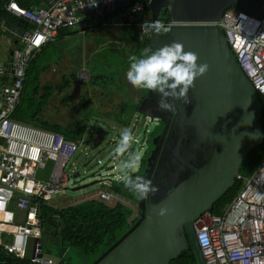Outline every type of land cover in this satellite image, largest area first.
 <instances>
[{"label":"water","instance_id":"water-1","mask_svg":"<svg viewBox=\"0 0 264 264\" xmlns=\"http://www.w3.org/2000/svg\"><path fill=\"white\" fill-rule=\"evenodd\" d=\"M148 8L153 21L165 8L173 22L168 33L152 30L151 48L182 43L185 51L198 55V64L208 65V71L189 89V104L167 98L173 111L161 109L159 94L148 90L139 108L143 119L130 130L134 134L145 129L134 138V146L114 159L121 163L140 154V166L131 174L151 180L159 191L139 200L137 222L93 264H168L188 250L190 242L199 263L206 264L195 223L233 186L249 152L264 143V121L258 94L222 30L198 23L216 22L228 8L264 22V0H149ZM7 65L13 75L15 64ZM160 123L164 125L156 134ZM125 128H119V135L107 143L113 146L111 152ZM91 133L83 145L93 142L98 147L110 136L104 126ZM105 151L101 148L97 154ZM162 207L168 209L165 216L158 214ZM48 239L55 237L46 231L42 236L45 249Z\"/></svg>","mask_w":264,"mask_h":264},{"label":"built area","instance_id":"built-area-1","mask_svg":"<svg viewBox=\"0 0 264 264\" xmlns=\"http://www.w3.org/2000/svg\"><path fill=\"white\" fill-rule=\"evenodd\" d=\"M92 3L95 0H44L40 6L26 8L15 0L7 4L10 12L33 28L17 34L23 46L13 53V82L9 86L0 85V215H7L6 218L0 217V226L13 222L9 212L12 203L17 210L27 213L29 221L17 226L9 243L4 242L5 231L0 228V246L24 258L32 239L30 260L33 264H56L42 250L40 206L47 205L49 198L68 185L66 167L77 148L73 141L65 139L59 132L12 118L20 104L26 70L34 53L52 42L62 28L84 36L100 26L120 30L136 27L147 39L152 32L150 29L142 33L144 22L153 21L151 13H147L148 2L137 0L130 4L129 0H96L94 6L90 5ZM164 24L170 26L173 22ZM198 24L214 25L222 30L264 110V22L239 9L228 8L218 21ZM7 71L0 67V74ZM47 157L52 158L50 174L47 180L42 181L34 197L20 185L22 180H30L24 166L29 163L35 168L44 167ZM235 180L241 181L242 186L222 215L208 212L195 223L197 242L206 264H264V158L250 176L238 174ZM93 195L109 205L116 201L124 203L120 195L107 186ZM237 253L239 255L234 260Z\"/></svg>","mask_w":264,"mask_h":264},{"label":"rangeland","instance_id":"rangeland-1","mask_svg":"<svg viewBox=\"0 0 264 264\" xmlns=\"http://www.w3.org/2000/svg\"><path fill=\"white\" fill-rule=\"evenodd\" d=\"M56 44H59V52L57 50L52 52L46 64L42 63L46 57L39 55L36 58V65L42 63L48 68L53 66L52 68L64 77L63 81L51 82L52 94H57L56 85H61L64 81H68L69 86L62 91L61 96L58 95L60 98L47 100L49 105L46 104L44 107V117L52 123H59L61 127L71 125L73 128H84L82 140L76 145L74 157L66 167L69 174L67 188L62 190L59 197L49 201V205L62 208L64 201H68L65 206L73 205L81 199H86V195L105 188L108 182L121 184L129 190L121 180L120 165L123 162L118 163L115 160L122 153L117 152V149L111 152L113 146H108L107 143L112 137L119 135L120 122L123 121L124 127L128 129H133L137 123L140 124L143 115L139 110H135L137 102L135 96L139 90L146 93V89L135 88L127 80L129 58L131 56L139 58L143 48L132 43L122 30L105 28L100 33L69 35ZM79 71L81 73H78ZM77 74L79 79L86 83L78 81ZM96 78H99V81ZM46 79L48 77H45ZM53 79H56V76ZM52 102L57 105L54 113L50 107ZM101 126L110 132L106 142L94 147V143L89 142L92 140L90 139L89 143L83 145L84 140L93 136L91 132ZM144 129H138L132 134L133 137L136 138ZM131 145H135L134 141ZM99 147L106 148V151L97 154L101 149ZM50 159L52 161L51 157ZM31 168L32 165L25 163L24 169L27 173H31ZM49 169L51 170L50 165L48 171ZM41 172L44 174V170ZM45 177L46 174L43 178ZM26 183L22 180L21 187ZM25 186L30 188V183ZM122 200L125 205L134 208L133 219L139 217L137 206L127 199ZM118 202L120 201L114 202L111 206ZM42 250L56 262L64 260L68 264H93L106 251L102 252L101 249L96 254L83 255L74 249H57L52 245ZM28 257H31L30 250Z\"/></svg>","mask_w":264,"mask_h":264},{"label":"trees","instance_id":"trees-1","mask_svg":"<svg viewBox=\"0 0 264 264\" xmlns=\"http://www.w3.org/2000/svg\"><path fill=\"white\" fill-rule=\"evenodd\" d=\"M6 1L0 0V36L1 24L4 20L9 22L18 29L23 26L25 30L32 29L33 26L24 20L20 19L16 15L11 17L10 21L8 17L9 13L6 11ZM18 1V2H17ZM34 0H16L20 6L26 8L31 6ZM137 0H129L130 4H133ZM149 2V0H143ZM119 9V8H118ZM12 13V12H11ZM149 13V8H147ZM13 14V13H12ZM113 15V14H112ZM110 15L109 17H111ZM108 17V18H109ZM109 21V20H108ZM159 21L162 23H169L170 18L165 8H162L159 12ZM22 26V27H21ZM99 28H112L110 26H100ZM66 29V28H64ZM124 33L128 36L132 43L144 48H151L148 39L141 34L140 29L136 27L126 28ZM71 33V32H69ZM74 34V33H72ZM41 50V48L39 49ZM36 51L30 61V64L26 70V79L22 89V96L20 104L17 107L12 118L19 122L27 123L28 125L40 127L46 130L59 132L67 140L73 141L76 145L82 140L84 128H73L71 125L65 128L61 127L59 123H52L45 119L44 107L47 104V100L52 97V87L50 83H46L43 86L40 85L39 71L40 69L36 65V58L40 54ZM39 69V70H38ZM99 81V78H96ZM69 82L64 81L61 85H56L57 94L68 88ZM264 121V110H263ZM161 127L158 128L157 133H160ZM264 158V143L260 146L252 149L246 156L244 162L241 164L239 174L243 177H248L258 167L262 159ZM115 193L122 195L127 200H131L133 203H139V199L129 189L127 190L121 184L109 183L106 184ZM125 186V184H124ZM242 182L235 180L233 186L228 189L223 197L218 200L210 210L212 215H222L227 204L231 202L234 195L241 188ZM134 208L124 203L118 202L113 206L102 202L97 197H93L90 194L88 198L79 201L78 203L71 204L67 207L52 208L49 205L43 204L41 206V221L46 225L52 227L54 233L57 232V245L64 249H74L77 252L88 255L96 254L102 249V252L112 247L118 242L137 222L138 218L133 219ZM48 228V229H49ZM187 233V232H186ZM187 237L188 233H187ZM49 242V239H48ZM52 242V241H51ZM55 244H53L54 246ZM0 264H33L28 257L20 258L14 254L9 253L3 246H0ZM58 264H68L64 260H60ZM168 264H200L196 251L194 250L191 242L188 250L182 252L180 255L171 259Z\"/></svg>","mask_w":264,"mask_h":264},{"label":"clouds","instance_id":"clouds-1","mask_svg":"<svg viewBox=\"0 0 264 264\" xmlns=\"http://www.w3.org/2000/svg\"><path fill=\"white\" fill-rule=\"evenodd\" d=\"M95 3L90 5L94 6ZM150 29L157 34H161L168 33L171 30V26H166L160 21H145L142 25V33ZM198 59L199 57L196 53L185 51L184 45L175 41L156 50L146 47L142 50L139 58L137 56L129 58L130 66L126 77L133 87L158 93V106L163 110L173 111L175 109L174 105L168 103L167 98L171 97L173 100L178 99L184 104H189V89L194 86V81L198 77L205 75L208 71V65L206 63L198 64ZM133 141L134 137L131 130L127 128L123 129L117 152H126ZM141 159L140 154L130 156L128 160L120 165V170L121 180L125 186L132 191L137 199L145 200L150 194H155L159 189L153 186L151 180L145 179L142 176L133 177L131 174L140 166ZM120 198L123 199L124 197L120 195ZM133 204L138 208L137 204ZM167 213L168 209L162 207L158 214L165 216ZM237 255L239 254L237 253L233 256L234 260L237 258Z\"/></svg>","mask_w":264,"mask_h":264},{"label":"crops","instance_id":"crops-1","mask_svg":"<svg viewBox=\"0 0 264 264\" xmlns=\"http://www.w3.org/2000/svg\"><path fill=\"white\" fill-rule=\"evenodd\" d=\"M9 1L10 0L6 1V4H5V7L6 8L5 9H6L7 13H9V15H10L8 17V19L10 21L11 17H13L15 15L12 14L9 11V9L7 8V4H8ZM43 2H44V0H34L31 3V6H40V5L43 4ZM104 29L105 28H96V29L92 30L91 33H100ZM114 29L120 30L118 28H114ZM24 30H25V27L24 26L21 29H18L17 26L11 24L10 22L8 24V20L7 21L4 20L2 22V24H1V32H2V35L0 36V67L6 68L8 70L5 74H0V85L1 86H9L13 82V75L11 73V70L12 69L7 64H12L13 63V55L12 54L14 53V50L23 46L22 41L20 40L19 35H17V34H20ZM91 33H88V34H91ZM74 34L69 33L64 28L60 29L58 31L57 37L52 42L44 45L41 48V50H39V52L36 53V54H40L42 57H46V60L42 61V63H45L46 61H48V58L49 57L51 58L50 55L52 54V52H54L56 50H57V52H59V47H58L59 44H56V43L60 39H63L66 36L74 35ZM42 63L39 64V66H38V68L40 69V71H39L40 72L39 73V80H40V83L42 84V86L44 84H46V83H50L51 84V82H59V80L60 81H63L64 80V77L61 76L56 71L55 68H52L53 66L51 68H48L47 66L42 65ZM78 73H81V72L79 71ZM55 76H56V79H53V77H55ZM45 77H48V79L45 80ZM76 78H77L78 81L80 80L79 77H78V74H77ZM80 82L86 83V82L81 81V80H80ZM147 91L148 90H146V93H141V91L139 90V92L136 94L135 98H136V101L137 102H136V109L135 110H139V108L141 106V102L143 101V99L147 95ZM61 93L62 92H59V94H55L54 93L52 95V97H50V98H52L53 100L56 99V98H60V96H61L60 94ZM58 95H60V96H58ZM57 104H58V102H57ZM47 105H49V102H48ZM50 107L53 108V113H54V109L57 108V105H55L54 102H52V105ZM43 116H44V114H43ZM120 125H121L120 127H124L125 126L123 121L120 122ZM65 127L66 126H64L63 128H65ZM50 161H51L50 157H47L46 158V163H45V166L44 167L35 168V166H32L31 173L30 174L25 171L26 174L30 177V180H23V181H25L27 183H30V188H27L25 186L27 183L24 185V187H21V188L22 189H26L30 194H32V195H34V197H36V195L38 194V192L40 190V186H41L42 181L47 180L48 179V176L50 174V169L48 171L49 165L51 167V164L50 163L52 161L51 162ZM41 170H44V174H42ZM45 174H46V177L43 178V176ZM33 175H34V178H32ZM66 188H67V186L65 187V189ZM61 192H62V190L59 191V192H57L55 195H53V197L49 198L48 201H47V203H48L47 205H49V201L51 199L59 197V195L61 194ZM89 195H86V198H88ZM81 200H83V199H81ZM81 200H79V201H81ZM79 201H77L75 203H78ZM43 202H44V200H42V203ZM67 202L68 201H66V202L64 201V203L62 204L61 207H67V206H69V205L65 206L67 204ZM49 207L56 208V209L59 208V207H54L52 205H49ZM40 208H41V206H40ZM9 212L12 214V217L14 218L13 222L12 223H9V224H3V225L0 226V228H2L5 231V233L3 234V238H4V242L5 243H7V242L9 243V242L12 241L13 234L16 231L17 226L25 225L29 221L28 216H27V213L25 211H19V210H17L15 208V206L13 205V203L9 207ZM6 217H7V215H6ZM40 219H41V213H40ZM49 227L50 226L46 225L45 222H43V220L41 221V225L39 227L41 237L43 236V234L46 231H49L50 234L55 237V239H49V245H52L53 246V244H55L54 245V248L59 249V247L57 245L58 240H56V238H57V232L54 233V231L52 230V227L51 228H49ZM32 247H33V245H32V239H30L29 240V246H28L27 253H28L29 250L32 251ZM25 257H28V254H26ZM28 258L30 259L31 257H28ZM58 263H59V261L56 262V264H58Z\"/></svg>","mask_w":264,"mask_h":264},{"label":"flooded vegetation","instance_id":"flooded-vegetation-1","mask_svg":"<svg viewBox=\"0 0 264 264\" xmlns=\"http://www.w3.org/2000/svg\"><path fill=\"white\" fill-rule=\"evenodd\" d=\"M147 93H148V91H147ZM151 106H153V105H151ZM163 125H164V124H161V123H160L158 128H160V127L162 128Z\"/></svg>","mask_w":264,"mask_h":264},{"label":"bare ground","instance_id":"bare-ground-1","mask_svg":"<svg viewBox=\"0 0 264 264\" xmlns=\"http://www.w3.org/2000/svg\"><path fill=\"white\" fill-rule=\"evenodd\" d=\"M1 218H6V215L2 214L0 215Z\"/></svg>","mask_w":264,"mask_h":264}]
</instances>
